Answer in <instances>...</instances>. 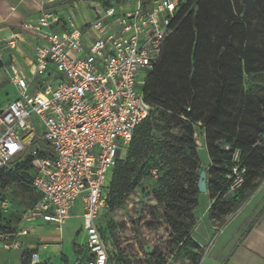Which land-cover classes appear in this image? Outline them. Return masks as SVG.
<instances>
[{
  "label": "built area",
  "instance_id": "built-area-1",
  "mask_svg": "<svg viewBox=\"0 0 264 264\" xmlns=\"http://www.w3.org/2000/svg\"><path fill=\"white\" fill-rule=\"evenodd\" d=\"M54 1L41 0L36 16L0 37V71L15 92L0 99V172L32 156L30 177L22 179L36 194L15 225L0 229V248L31 247L32 225L60 229L75 216L86 242L71 264H108L98 222L108 209L106 174L150 113L143 89L187 0H154L150 7L133 0L117 8L115 2L73 0L44 7ZM78 1L93 5L80 21L69 12ZM239 156L235 150L236 164L226 174L231 189L243 183ZM131 194L155 203L146 186ZM6 208L0 200V211ZM37 263L33 252L30 264Z\"/></svg>",
  "mask_w": 264,
  "mask_h": 264
},
{
  "label": "trees",
  "instance_id": "trees-1",
  "mask_svg": "<svg viewBox=\"0 0 264 264\" xmlns=\"http://www.w3.org/2000/svg\"><path fill=\"white\" fill-rule=\"evenodd\" d=\"M99 1L106 5L112 2ZM219 1H186L179 15L178 27L167 40L159 62L148 75L143 92L151 110L148 117L135 128L124 159H118L111 170L107 184L108 209L103 212L108 213L121 205L134 190L146 186L155 203L137 202L164 218L175 238L196 248L199 244L192 239L191 231L200 194L197 180L202 169L199 168L195 127L199 126L202 130L203 144L210 160V166L204 170L207 194L213 200L208 207L211 220L224 222V215L238 208L264 178V168L258 162L259 154L264 159V125L259 140L260 152L256 151V147L251 149L255 137L249 139L237 131L240 109L247 94L243 89V75L251 72L245 63L244 48L236 51L235 55L233 53L234 40L245 26V0H238V12H234L233 0ZM251 1L260 4L262 0ZM222 15H225V20L221 18ZM220 26L224 27V32ZM227 52L233 53L236 62V65L229 64L231 69L226 68ZM154 112H157L160 121L165 122V133L160 139L152 135L156 130L152 119ZM175 128L181 132L173 133L172 129ZM235 150L240 151L238 164L245 169V173L236 195L227 198L224 177L231 169L226 167V163ZM216 153L218 158L215 157ZM31 160L32 156H27L17 162L13 171H1L0 189L9 183H18L28 190L29 186L22 178L30 177ZM148 161L152 163L148 164ZM162 169L163 173L160 174ZM153 170H156V176L152 175ZM150 177L157 182L156 189L148 182ZM159 203L163 204L162 209ZM4 217L0 211V229L9 228L3 223ZM130 220L137 223L135 219ZM99 230L105 239L104 229L100 225ZM75 252L79 254L82 250ZM200 255V250H197L194 264L198 263ZM23 264L28 263L25 261ZM136 264H141V261Z\"/></svg>",
  "mask_w": 264,
  "mask_h": 264
},
{
  "label": "rangeland",
  "instance_id": "rangeland-1",
  "mask_svg": "<svg viewBox=\"0 0 264 264\" xmlns=\"http://www.w3.org/2000/svg\"><path fill=\"white\" fill-rule=\"evenodd\" d=\"M37 1L39 4L41 0ZM72 1L73 0H55L52 3L44 4V7L61 6L64 2L72 5ZM131 1L133 0H112V2H115L113 4H122ZM153 1L154 0H144L145 6L150 7ZM216 1L220 2L219 0ZM234 1L235 0H233L234 12H238L240 2L237 0L238 3L236 4ZM244 5L246 7L245 26L243 32H240L238 37L234 40L233 47L235 50L233 53L235 55L236 51L244 48L245 63L251 72L250 74L244 73L243 75V89L247 94L240 109L237 131L238 134H241L243 137H249V139L255 137L256 140L252 144L251 149L256 147V151L260 152L262 149L259 140L262 136L261 127L264 125V0H262L260 4L253 3L251 0H245ZM92 7L93 5H89V3L78 1L73 4L69 12L74 15L76 21H80L79 16L82 14L81 12H90L91 14ZM115 7L117 8L118 4H116ZM38 11L37 8L36 11L32 13L36 15ZM221 18L225 20V15H222ZM220 28L224 32V27L220 26ZM243 44L247 46L243 47ZM233 53H226V55H228L226 68L228 69H231L229 64L232 63L236 65V62L233 60ZM36 80L40 79L37 78ZM210 87L214 86L210 85ZM5 92H7V94H5ZM14 95L13 86L8 82L6 77H3L2 71H0V99L5 96L14 97ZM211 102L214 103V101ZM158 117L157 112H154L152 119L155 122L156 130L152 132V135L155 139H160L165 133V129L163 128L165 122L160 121ZM195 128L196 133L194 138L196 139V143H203L204 137L202 130L199 126ZM172 131L176 134L181 132L177 128L172 129ZM197 150L199 155V168H208L210 166V160L206 150L199 147ZM217 153L215 154L216 158L219 157ZM125 155L126 154L120 159H124ZM258 159L259 165L264 168V159L261 154H259ZM151 163L152 161H148V164ZM226 164V167H230L231 169L232 165L236 164V162L233 161L231 156L229 162ZM162 173L163 169L160 170V174ZM109 179L110 172L106 174L107 183ZM224 180L226 197L229 198L234 194L236 195L239 188L231 189L230 183L232 180L230 181L229 178L225 177ZM148 182H151L153 189L157 188V182L151 177ZM260 182L262 185L258 190L255 192L253 191V195L246 197L234 211L224 215V222L220 220H211L209 218V214L205 212V210L206 207H209L212 203V200H209V195L207 193H200L198 196V205L194 210L195 224L191 231L192 239L197 243L200 239V233L205 232L206 229H210L209 221L212 224L221 226L229 220L225 228V234L228 233L227 229L234 224V219L238 221L247 214L254 202L264 194V178ZM0 196L3 197L2 200L7 204L3 223L10 229L17 223L20 212L32 201L33 194L31 191L21 187L18 183H9L4 188L0 189ZM159 205L162 209L163 204L159 203ZM146 207L147 206L134 199V194H130L123 200L121 205L116 206L106 214L102 213L99 217L98 222L100 228L104 229V241L110 256V264H136L138 261H141V264H194V255L196 251L201 250V248L199 246L197 248L192 247L185 242L179 241L175 238V235L172 233L165 219L158 216L152 210V212L150 210L149 212ZM130 219H135L137 223H132ZM81 224L82 220L78 217L66 220L65 224L62 225L63 231L57 236V240H55L54 236H51L48 240L41 241L48 245L47 249L43 248V246L41 247L43 251H46L44 255L47 259L43 261L44 264L72 263L76 255V246L83 245L86 242V235L82 229L76 231L75 234L73 233L75 229H79ZM198 224L199 229L196 230ZM210 230L214 234L209 244L212 245L224 234L216 230ZM34 243V246L28 248L22 247L19 248V250L3 251V249L0 248V263L23 264L27 261L29 264L31 253L39 251L38 247L41 245L39 240H36ZM56 244L59 245V248H55L56 250L48 249L50 245ZM50 247V249H54L55 246ZM121 247L122 249H120ZM24 250L25 252L20 258V254ZM24 255H28V257Z\"/></svg>",
  "mask_w": 264,
  "mask_h": 264
},
{
  "label": "crops",
  "instance_id": "crops-1",
  "mask_svg": "<svg viewBox=\"0 0 264 264\" xmlns=\"http://www.w3.org/2000/svg\"><path fill=\"white\" fill-rule=\"evenodd\" d=\"M37 2V0H26L21 3H19L18 0H0V37H5L10 33L18 32L20 24L24 20L36 16L32 12L39 8ZM11 6H15L16 9L11 11ZM261 185L262 183L260 182L256 189ZM254 192H251L250 195H253ZM31 193L33 194V201L36 198V194L33 192ZM210 199L211 198L209 197V200ZM207 209L208 206L206 207L205 212H208ZM74 217L75 216H72L69 219ZM228 221L229 220L221 226L212 224L209 221L210 229L224 234L212 245H209L214 235L212 231L206 229L205 232L200 233V239L197 243L201 248V255L197 264H264V194L254 202L252 208L247 214L241 217L238 221L234 219V224L227 229L228 233L225 234V228L226 225H228ZM197 229H199V224L196 227V230ZM78 230H81V226L79 229H75L73 233L75 234ZM62 231V227L56 229L45 224L31 226V234L27 241L31 246H34L33 244H35L34 242L36 240L40 241L41 245L38 247L39 251H37V253L41 262L47 259L44 255L46 251H43L41 247L43 246V248L47 249L48 246L41 241L48 240L51 236H54L55 240H57V236L60 235ZM50 246L55 247L54 249H50ZM50 246L48 248L49 250H56L55 248H59V245L57 244ZM77 247L78 246H76V248Z\"/></svg>",
  "mask_w": 264,
  "mask_h": 264
},
{
  "label": "water",
  "instance_id": "water-1",
  "mask_svg": "<svg viewBox=\"0 0 264 264\" xmlns=\"http://www.w3.org/2000/svg\"><path fill=\"white\" fill-rule=\"evenodd\" d=\"M258 188L256 190H258ZM197 189H198V192L199 193H207V188H206V171L204 169H202L199 172V176H198V180H197Z\"/></svg>",
  "mask_w": 264,
  "mask_h": 264
}]
</instances>
